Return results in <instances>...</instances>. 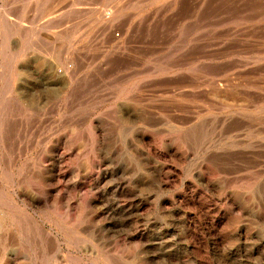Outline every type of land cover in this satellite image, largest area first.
Masks as SVG:
<instances>
[{
	"label": "rangeland",
	"instance_id": "rangeland-1",
	"mask_svg": "<svg viewBox=\"0 0 264 264\" xmlns=\"http://www.w3.org/2000/svg\"><path fill=\"white\" fill-rule=\"evenodd\" d=\"M0 264H264V0H0Z\"/></svg>",
	"mask_w": 264,
	"mask_h": 264
}]
</instances>
